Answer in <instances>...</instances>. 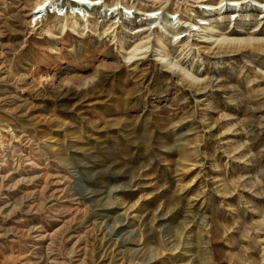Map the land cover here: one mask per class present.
Masks as SVG:
<instances>
[{
	"label": "rangeland",
	"instance_id": "1",
	"mask_svg": "<svg viewBox=\"0 0 264 264\" xmlns=\"http://www.w3.org/2000/svg\"><path fill=\"white\" fill-rule=\"evenodd\" d=\"M37 3L0 0V264H264V0Z\"/></svg>",
	"mask_w": 264,
	"mask_h": 264
},
{
	"label": "bare ground",
	"instance_id": "2",
	"mask_svg": "<svg viewBox=\"0 0 264 264\" xmlns=\"http://www.w3.org/2000/svg\"><path fill=\"white\" fill-rule=\"evenodd\" d=\"M72 2H75L76 4H79V5H82V6H85V5H89V6H97L99 4L102 3V0H71ZM150 1H153V2H161V1H164V0H150ZM196 1L197 3H206L207 0H194ZM37 4L35 6V11H36V16L38 14H40V12L45 8L47 7V4L49 2H51V0H37ZM207 5V4H206ZM209 6V5H208ZM155 12H152V13H147V16L148 17H151L153 18L155 16L154 14ZM136 52L138 51V49L135 50ZM139 53V52H138ZM132 57H135L132 56ZM160 61L161 63L164 65V66H167L169 69L171 70H174V71H177V64L176 62L173 60V58H171L169 55H166V56H160Z\"/></svg>",
	"mask_w": 264,
	"mask_h": 264
}]
</instances>
